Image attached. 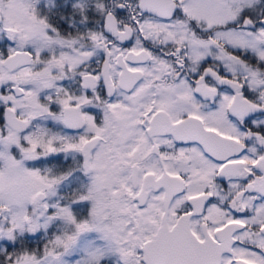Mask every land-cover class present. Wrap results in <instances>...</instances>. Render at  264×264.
<instances>
[{"label":"snow or ice","instance_id":"snow-or-ice-1","mask_svg":"<svg viewBox=\"0 0 264 264\" xmlns=\"http://www.w3.org/2000/svg\"><path fill=\"white\" fill-rule=\"evenodd\" d=\"M0 264H264V0H0Z\"/></svg>","mask_w":264,"mask_h":264}]
</instances>
